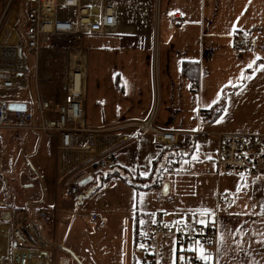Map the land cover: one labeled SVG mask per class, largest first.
I'll use <instances>...</instances> for the list:
<instances>
[{"label": "built area", "instance_id": "2783aa9c", "mask_svg": "<svg viewBox=\"0 0 264 264\" xmlns=\"http://www.w3.org/2000/svg\"><path fill=\"white\" fill-rule=\"evenodd\" d=\"M21 3L22 15L17 11ZM117 0H8L0 13V37L10 15H15L14 41H0V129H20L29 134L56 138L57 176L63 192L78 199L86 196L89 186L81 180L119 165L114 148L128 140L124 132L112 133V126L92 127L85 120V76L88 51L84 38L112 34L119 24ZM147 8L154 0H136ZM22 22L21 31L19 24ZM250 36L234 34L233 47L247 49ZM195 89L196 85L193 84ZM28 89L29 102L18 99ZM12 102L24 103V110H11ZM156 103L147 117L133 122L136 134H152L155 143L170 149L188 150L205 145L211 133L202 129L162 130L154 125ZM214 163L217 171H235L250 177L264 176V135L218 134ZM90 165L84 176L70 179L78 165ZM2 156L0 147V173ZM3 181L0 178V189ZM159 199V198H158ZM9 211L8 221L2 214ZM32 215V217H31ZM98 229L105 222L94 213L85 215ZM49 208L34 204L17 207L13 196L3 195L0 222L6 225L7 246L0 250V264H69L66 257L56 258L57 245L52 231L44 228L54 223ZM217 235L214 221L201 222L191 212L181 219H167L157 212L149 228L133 240L137 264H159L157 242L171 239L175 246L173 264H214L212 254ZM202 257H206L202 258Z\"/></svg>", "mask_w": 264, "mask_h": 264}, {"label": "rangeland", "instance_id": "374dc122", "mask_svg": "<svg viewBox=\"0 0 264 264\" xmlns=\"http://www.w3.org/2000/svg\"><path fill=\"white\" fill-rule=\"evenodd\" d=\"M3 1L5 6L8 0ZM119 8L120 23L149 21L153 23V30L149 33L156 37L159 17L154 6L148 11L150 16L147 19L144 14L141 15V6L133 0L128 4L119 3ZM83 43L88 51L86 76L87 71L107 75L108 69L112 68V56L102 51L112 46V34L90 35L84 38ZM91 87L92 81L89 82V93L92 92ZM90 95L86 97L88 105ZM18 99L29 102L28 89L20 91ZM205 128L223 132H210L207 144L197 145L190 155L177 158H167L163 152L165 145L154 143L148 135L150 132L143 134L144 141L139 145L141 154L138 152L129 169L122 171L125 181L112 176L102 181L95 192L80 198V202L63 192L62 179L57 176L54 136L33 135L20 129H0V178L3 181L0 202L3 195H9L13 196L17 207L38 203L53 211L54 223L44 229L53 233L57 245L56 258L66 257L69 264H137L133 244L136 211L139 224L147 223L136 236L139 237L148 230L150 221L159 211H163L170 220L181 219L186 212H191L198 221H214L216 212L219 215L226 212L223 203L232 195L233 205L237 204V199L252 201L253 198L259 202L264 198L263 193L260 196L263 190H255L263 183L264 176L250 177L235 171H217L216 165L208 158L214 151L218 134L264 135V76L249 77L239 90L227 92L223 113ZM133 130V135L129 134L131 138L120 143L137 145V141L132 140L137 136L134 127ZM119 132L112 129V133ZM146 149L151 152L150 156H147ZM158 157V164H152V159ZM91 169L90 165H78L69 173V178L84 176ZM98 182V174H93L86 184L91 186ZM134 183L147 187V190L137 191ZM165 186L167 191L164 194ZM89 213L101 218L105 226L98 229L96 223L85 216ZM157 248L159 264H173L174 242L159 239Z\"/></svg>", "mask_w": 264, "mask_h": 264}, {"label": "crops", "instance_id": "0c3cea01", "mask_svg": "<svg viewBox=\"0 0 264 264\" xmlns=\"http://www.w3.org/2000/svg\"><path fill=\"white\" fill-rule=\"evenodd\" d=\"M119 3L130 0L116 1L119 24L112 31V46L102 51L112 56V68L107 75L87 71L86 97L91 95L90 105L85 103L86 122L133 135L131 123L144 120L156 103L154 125L159 129L223 132L205 128L214 122L201 123L200 112L210 109L225 89L236 87L228 93L239 90L247 78L264 76V0H154L149 8L137 2L146 19L151 6L157 9L156 37L149 33L153 30L149 21L120 23ZM4 4L0 0V13ZM239 31L252 39L247 49L233 47L234 34ZM184 61L198 63L195 89L181 73ZM143 134L147 133L133 137L138 143L135 146L123 142L114 148L124 170L138 157ZM214 145L208 156L213 163L216 142ZM145 152L151 155L147 149ZM262 181L252 188L263 190L260 196H264V178ZM236 202L233 205L232 195L223 203L226 212H216L215 247L206 257L214 264H264V198Z\"/></svg>", "mask_w": 264, "mask_h": 264}, {"label": "trees", "instance_id": "16d2710c", "mask_svg": "<svg viewBox=\"0 0 264 264\" xmlns=\"http://www.w3.org/2000/svg\"><path fill=\"white\" fill-rule=\"evenodd\" d=\"M17 11L20 15H22V8H21V3L20 1H18L17 4ZM22 20L19 24V30L21 31V27H22ZM251 71V70H249ZM181 73L184 77H186L192 84L197 85L198 83V79H199V66L197 62H191V61H184L181 64ZM236 88V87H234ZM234 88H228L225 89L222 93V95L220 96V98L217 100V102L208 110H202L200 112V119H201V123H213L215 122L223 113L225 105H226V94L227 91L229 89H234ZM194 146L190 147L187 152L186 150H180V149H170L168 147H164L163 152L164 154L168 157H182L185 155V153H187V155H190L191 152L193 151ZM183 151V152H182ZM160 157V156H159ZM157 158L154 160L153 164H158V162L160 161V158ZM124 169L121 166H116L114 168H112L111 170H106L103 171L101 173L98 174L99 176V182L97 184H92L91 186H89L88 189V193L87 196L90 195L91 193L95 192L97 189H99L102 185V181H106L109 178H111L112 176H116L121 178L122 180L125 181L126 176L123 174ZM1 175V173H0ZM133 187L137 190V191H141V190H147V187L141 186L139 183H134ZM83 198V197H82ZM76 199V198H75ZM80 199H76V202H80ZM36 204V203H34ZM34 204H24L23 207H27V208H32ZM32 217V215H31ZM139 216L137 214V211L135 212V216H134V225H133V239L136 238V236L139 234V232L145 228L146 224H139Z\"/></svg>", "mask_w": 264, "mask_h": 264}, {"label": "bare ground", "instance_id": "6f19581e", "mask_svg": "<svg viewBox=\"0 0 264 264\" xmlns=\"http://www.w3.org/2000/svg\"><path fill=\"white\" fill-rule=\"evenodd\" d=\"M15 20V15L12 13L9 17V21L8 23L5 25L1 37H0V41H14L16 39L15 33L12 29V23ZM6 225L1 224L0 222V250L4 253L6 246H7V239H6Z\"/></svg>", "mask_w": 264, "mask_h": 264}, {"label": "water", "instance_id": "95a60500", "mask_svg": "<svg viewBox=\"0 0 264 264\" xmlns=\"http://www.w3.org/2000/svg\"><path fill=\"white\" fill-rule=\"evenodd\" d=\"M25 108H26V105L24 103L12 102V103L9 104V109H11V110L21 111V110H24ZM89 179H90V177H87V178L81 180V183L84 184ZM166 191H167V187L165 186L164 190H163L164 194L166 193ZM80 198L81 197H79L78 199H80ZM8 219H9V211H4L3 214H2V220L3 221H7Z\"/></svg>", "mask_w": 264, "mask_h": 264}, {"label": "snow or ice", "instance_id": "6c2138e0", "mask_svg": "<svg viewBox=\"0 0 264 264\" xmlns=\"http://www.w3.org/2000/svg\"><path fill=\"white\" fill-rule=\"evenodd\" d=\"M249 66L251 67V64ZM202 258H205L206 259V257H202Z\"/></svg>", "mask_w": 264, "mask_h": 264}]
</instances>
